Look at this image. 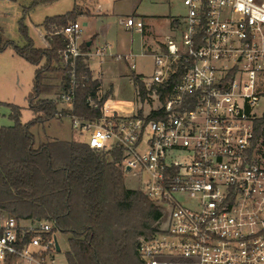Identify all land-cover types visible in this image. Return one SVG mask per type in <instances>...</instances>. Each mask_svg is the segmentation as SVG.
Wrapping results in <instances>:
<instances>
[{
  "label": "built area",
  "instance_id": "built-area-1",
  "mask_svg": "<svg viewBox=\"0 0 264 264\" xmlns=\"http://www.w3.org/2000/svg\"><path fill=\"white\" fill-rule=\"evenodd\" d=\"M182 3L176 37L166 36L153 54L149 79L139 77L156 99L153 107L123 116L104 102L97 118L65 116L62 108L55 117H67L92 150L109 157L119 151L116 164L124 177L136 178L138 189L161 209L157 230L139 238L144 264H264V164L257 154L264 0ZM124 24L137 31L144 26L134 17ZM81 30L77 20L58 30L67 40L61 67L68 59L73 67L77 56L87 54L77 40ZM70 78V89L59 95L66 108L72 105L73 68ZM161 87H168L163 101ZM152 111L155 117H149ZM55 239L49 220L1 214L0 264L53 261Z\"/></svg>",
  "mask_w": 264,
  "mask_h": 264
},
{
  "label": "trees",
  "instance_id": "trees-1",
  "mask_svg": "<svg viewBox=\"0 0 264 264\" xmlns=\"http://www.w3.org/2000/svg\"><path fill=\"white\" fill-rule=\"evenodd\" d=\"M52 1L33 0V5ZM76 9L74 5L66 14L45 18L46 47H35L22 23L19 31L26 38L25 45L18 46L0 35V51L9 47L36 66L26 96L33 117L22 123L21 108L2 103L9 107L13 125L0 126V215L49 220L55 231L69 236L68 264H144L137 252L139 238H148L157 230L162 211L141 190L125 187L123 171L116 164L120 152L113 151L109 157L76 140L35 145L30 131L32 125L42 124L59 112L55 99L41 96L51 90L55 94L67 92L72 68V105L60 110L63 115L97 118L107 99V94L97 97L100 81L92 78L86 56H77L73 67L70 59L60 66L67 40L58 30L80 15ZM80 50L87 52V41L80 44ZM51 72L58 74L54 87L46 81ZM131 77L138 98L148 100L140 75L132 73ZM167 92L168 87H161L158 100L163 101ZM155 115L152 111L149 117ZM258 129L259 133L264 131V113L258 119Z\"/></svg>",
  "mask_w": 264,
  "mask_h": 264
},
{
  "label": "rangeland",
  "instance_id": "rangeland-1",
  "mask_svg": "<svg viewBox=\"0 0 264 264\" xmlns=\"http://www.w3.org/2000/svg\"><path fill=\"white\" fill-rule=\"evenodd\" d=\"M74 5L80 15L94 13V16L87 18L89 22L87 26L84 23L85 18L80 15L74 19L82 24L80 35L85 36L89 32H94L97 33L94 43L108 42L120 54L131 52L136 65L135 74L144 77L145 80L149 79L152 72L155 51L151 47L144 52L141 51L143 42L149 44L150 41L155 43L157 40H162L167 32V23L169 24L172 19H180L185 14L182 0H54L48 3L39 2L35 5L33 0H0L1 38L11 40L18 46L25 45L26 38L19 31V25L22 23L34 46L42 47L46 45L43 26L45 18L66 14L74 8ZM137 15L144 16L147 18L145 21L152 24L149 31L141 33L124 26L127 16ZM176 26L177 23L171 22L169 36L176 37ZM13 52L9 47L0 51V93L3 97L8 94L15 97L19 102L17 104L24 107L22 114L25 120L31 113L27 109L26 96L30 90L34 66ZM12 59H16L17 62H13ZM92 67L97 70L95 62ZM121 68L123 69L122 61L114 59L103 65L106 72L103 78L104 88L110 82L113 84L111 98L114 101L109 104H114L115 111L123 116L131 115L139 106H143L144 110L153 107L157 103L156 99L149 96L148 100L141 102L136 98L134 86L126 78L119 76ZM263 102L264 100L261 99L260 103L263 104ZM30 131L34 135L35 142L38 138L44 139L51 136L76 141L86 140L84 135L71 129L68 118H52L42 124L32 125ZM260 135L259 139L263 142L264 139ZM257 154L264 164V145ZM124 185L129 189H138L139 182L131 175H126ZM68 237L67 234L56 231L60 250L55 251L53 261L51 257L46 264H68L66 259Z\"/></svg>",
  "mask_w": 264,
  "mask_h": 264
},
{
  "label": "crops",
  "instance_id": "crops-1",
  "mask_svg": "<svg viewBox=\"0 0 264 264\" xmlns=\"http://www.w3.org/2000/svg\"><path fill=\"white\" fill-rule=\"evenodd\" d=\"M98 9L100 12L101 8L99 7ZM80 16L85 18L84 23L87 26L89 24V22L87 21V18L94 16V13H92V15L90 14V15H80ZM127 17L140 18L143 21L144 26H143L141 33H145V31H149V29L152 28V24L145 21L147 18H145L144 16L137 15V16H127ZM171 22L173 24H175V20H173V19L170 21L169 24L167 23V25H166L167 26V32H166V34L162 40H157V42H155V43L150 41L149 44L147 42H143L141 51L144 52L149 47H151L153 49V51H155V52L163 49L164 40H165L166 36H169L170 31H171V29L169 27V25L171 26ZM124 26H125V24H124ZM89 27H90V25H89ZM130 28H132V27H130ZM44 30H45V28H44ZM45 34H46V30H45ZM45 34H44V43H46ZM145 36H147V35H145ZM96 38H97V33L89 32L85 36L80 35L77 40L80 44L84 41H87V43H89L88 50L86 52L87 54L85 55L86 56L85 63L91 72L92 78L98 79L100 81V86L97 90V95L99 97H102L103 95L107 94V99L105 101V105L109 111H112V110L116 109L114 107V104H112V105L109 104V102L112 103L114 101V99L111 98V93L113 90V84L110 82V84L104 88L103 78H104V75H106V72H104L105 70L103 69V65H105L106 63H108L112 59L122 61L123 69L121 68V70L119 72V76L122 78H126L130 82V84H132L133 86H134V84L132 82L131 76H132V73H136L134 70L136 65H135V62L133 60L134 58L133 59H125L124 55H127V53L126 54H120L119 52L115 51L112 44H109L108 42H104L101 44L94 43ZM46 45H47V43H46ZM46 45H44L42 47H46ZM99 48H103V50L100 54L96 53V51ZM129 53H131V52H128V54ZM12 61L17 62L16 59H12ZM94 62L96 63L97 70L92 67V64ZM41 64H42V62H41ZM132 65H133V67H132ZM33 66H34V70H35L36 66L35 65H33ZM34 70H33V76H34ZM47 76H48V78L46 79V81L49 85H52L54 87L58 84L59 80H58V74L56 72L48 73ZM32 79H33V77H32ZM31 87H32V81H31V85H30V90H31ZM134 88H135V86H134ZM30 90H29V92H30ZM59 95H60V93L55 94L53 92V90H51V92H49V93L42 94L41 97L55 99L57 101V109L66 108V106L63 103L59 102ZM136 98H137V95H136ZM2 103H12V104L18 105L21 108L20 121L22 123L29 121L33 117V113L28 108V104H27V109L30 110L31 113L29 115H27L26 116L27 118H25V120H24L23 114H22L24 107L17 104L19 102L16 101V99L13 95L8 94V95L3 97L0 93V126H11V125H13V121L9 117L10 109H9V107H7L6 105H4ZM54 118H56V117H54ZM65 118H67V117H65ZM62 119H64V118H62ZM260 134H261L260 137H262L264 139V131L260 132ZM54 140L69 141L71 139H63V138L54 137V136L53 137L52 136L46 137L44 139L38 138V140H36V142H35V145H37L40 142H47V141H54ZM263 145H264V141L262 142V140L259 139L258 143H257L258 151H261Z\"/></svg>",
  "mask_w": 264,
  "mask_h": 264
},
{
  "label": "water",
  "instance_id": "water-1",
  "mask_svg": "<svg viewBox=\"0 0 264 264\" xmlns=\"http://www.w3.org/2000/svg\"><path fill=\"white\" fill-rule=\"evenodd\" d=\"M87 45H89V43H87ZM55 246H56V250L59 251L60 247H59V244L57 242V239H55Z\"/></svg>",
  "mask_w": 264,
  "mask_h": 264
}]
</instances>
